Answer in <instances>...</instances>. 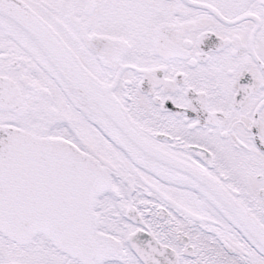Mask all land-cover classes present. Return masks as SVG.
<instances>
[{
	"label": "snow or ice",
	"instance_id": "snow-or-ice-1",
	"mask_svg": "<svg viewBox=\"0 0 264 264\" xmlns=\"http://www.w3.org/2000/svg\"><path fill=\"white\" fill-rule=\"evenodd\" d=\"M0 264H264V0H0Z\"/></svg>",
	"mask_w": 264,
	"mask_h": 264
}]
</instances>
